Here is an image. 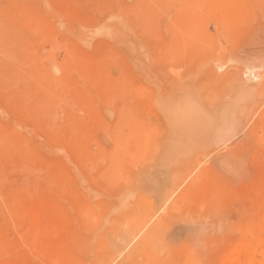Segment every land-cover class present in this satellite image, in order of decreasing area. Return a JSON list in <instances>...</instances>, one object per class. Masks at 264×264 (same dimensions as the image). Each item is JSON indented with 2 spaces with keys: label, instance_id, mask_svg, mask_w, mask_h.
Here are the masks:
<instances>
[{
  "label": "rangeland",
  "instance_id": "obj_1",
  "mask_svg": "<svg viewBox=\"0 0 264 264\" xmlns=\"http://www.w3.org/2000/svg\"><path fill=\"white\" fill-rule=\"evenodd\" d=\"M263 96L264 0H0V264H264Z\"/></svg>",
  "mask_w": 264,
  "mask_h": 264
},
{
  "label": "bare ground",
  "instance_id": "obj_2",
  "mask_svg": "<svg viewBox=\"0 0 264 264\" xmlns=\"http://www.w3.org/2000/svg\"><path fill=\"white\" fill-rule=\"evenodd\" d=\"M242 84H243V83H242ZM247 85H248V84H247ZM248 87H250V86L248 85ZM250 89H252V86L250 87ZM250 89H249V90H250ZM244 90H245V89H244ZM253 95H254V94H253ZM263 97H264V96H263ZM262 102H263V101H262ZM257 105H258V104H257ZM254 106H255V105H254Z\"/></svg>",
  "mask_w": 264,
  "mask_h": 264
},
{
  "label": "clouds",
  "instance_id": "obj_3",
  "mask_svg": "<svg viewBox=\"0 0 264 264\" xmlns=\"http://www.w3.org/2000/svg\"><path fill=\"white\" fill-rule=\"evenodd\" d=\"M202 235H203V234H202ZM202 235H201V242H203Z\"/></svg>",
  "mask_w": 264,
  "mask_h": 264
}]
</instances>
